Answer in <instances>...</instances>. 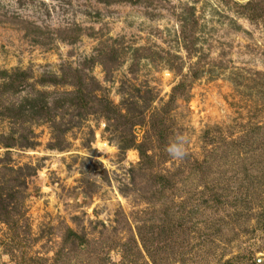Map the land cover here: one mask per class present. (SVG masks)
Listing matches in <instances>:
<instances>
[{
  "label": "rangeland",
  "instance_id": "374dc122",
  "mask_svg": "<svg viewBox=\"0 0 264 264\" xmlns=\"http://www.w3.org/2000/svg\"><path fill=\"white\" fill-rule=\"evenodd\" d=\"M183 79L161 191L99 100L148 114ZM0 187V264H264V0H0Z\"/></svg>",
  "mask_w": 264,
  "mask_h": 264
},
{
  "label": "trees",
  "instance_id": "16d2710c",
  "mask_svg": "<svg viewBox=\"0 0 264 264\" xmlns=\"http://www.w3.org/2000/svg\"><path fill=\"white\" fill-rule=\"evenodd\" d=\"M108 1L110 2V0ZM253 3L254 1H250L247 4L243 5L244 8L243 13L249 10L250 13L248 14V17L250 20L255 19V17L251 13L252 11L254 12L255 10H257L259 5V3L258 4H253ZM74 35L75 38L71 40L72 42L76 40V34ZM67 37H71V36H67ZM186 79L189 78L187 77ZM186 79H183L177 85L174 86L169 96V99L164 104V106H162L160 109L156 111L153 110L151 113L149 112L150 114L149 113L147 114V111L149 109V107H147L148 102H145L143 106L138 107L136 101L130 102L129 105L125 104L126 102L125 101L124 102L125 105L124 108L126 109V113H125L124 109L119 111L118 107L115 106L112 102L110 103V102H105V100H99L100 102L103 101L102 109L105 114L104 116L108 121L114 122L116 126L119 125L116 122H118L121 118H125L126 116L130 115L129 120L131 123L130 124L131 127H135V125H141L145 127V135H144L145 137L141 142H138L134 137V135L132 134L126 135V133L123 132L125 136H122L121 142L120 144H118V148L121 152H124L129 149L137 150L140 157V161L138 163V166L136 167L138 168L137 171L140 173L141 176H146V174H148L150 177L148 175L147 176L152 181L153 185L157 186L161 191H164V189H170L174 185L175 175L169 169L160 171L158 169L156 170V167L157 165H160V163L164 164L170 160L169 159L170 156L165 151V147L168 143V134H169V126L167 120H168V115L171 112V107L175 105V103L179 100V98H182L184 100H187L188 98L185 96H181L180 94L181 91L186 90V88L188 87ZM80 81H81L80 83L84 85L82 79H80ZM10 84L14 86L15 89H20L23 87L22 82L20 83L17 81L15 83L14 80H12ZM82 89L83 88L78 85L76 91H74L75 95L72 96H74V101L77 102V104L80 103L81 105H83L82 107L85 108L96 99H92L91 97H88V95L90 96L92 92L88 94L87 92L86 93L83 92ZM37 100L39 99L36 97H33L32 99H26V104L32 102L30 106L34 107L35 104L36 105L39 104V103L37 104ZM22 108L23 106L20 104L14 109L11 108V110L15 115ZM15 109H17V111ZM39 109H40L38 113L39 115L46 112L44 111L46 110L44 105L43 106L40 105L37 110ZM128 111H130L131 113H129ZM152 138L154 139L155 143L150 144V140ZM204 163H205L204 161L196 162V164H199L200 166H202ZM14 196L15 195L13 193L4 194L2 192V188L0 187V209L2 208L4 210H7L8 206H11V203H13ZM216 196L217 194L213 193V197ZM208 201L209 200H204V203L207 204ZM258 220L259 222H262L263 218H259ZM71 233L72 235H74V237L79 239V244H84L87 241L86 239H82L79 236L77 237L75 232L71 231Z\"/></svg>",
  "mask_w": 264,
  "mask_h": 264
},
{
  "label": "clouds",
  "instance_id": "9594fccd",
  "mask_svg": "<svg viewBox=\"0 0 264 264\" xmlns=\"http://www.w3.org/2000/svg\"><path fill=\"white\" fill-rule=\"evenodd\" d=\"M187 143H188L187 137L181 134H175L169 139L165 147V151L173 159L176 160L183 159L184 156L186 155Z\"/></svg>",
  "mask_w": 264,
  "mask_h": 264
}]
</instances>
